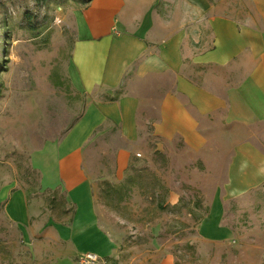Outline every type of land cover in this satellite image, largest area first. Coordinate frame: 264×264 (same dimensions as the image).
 Listing matches in <instances>:
<instances>
[{"label": "rangeland", "instance_id": "obj_1", "mask_svg": "<svg viewBox=\"0 0 264 264\" xmlns=\"http://www.w3.org/2000/svg\"><path fill=\"white\" fill-rule=\"evenodd\" d=\"M150 1L156 11L172 0ZM85 2L0 0V264H79L85 253L96 256L94 264H156L167 254L174 264H264V183L235 196L225 191L233 145L252 135L264 152V122L236 126L221 110L197 116L207 143L191 150L179 137L153 132L155 86L141 93L136 142L106 122L84 149L81 171L104 187L97 204L106 207L93 214L90 204L83 216L100 213L103 225L116 224L100 228L115 231L116 252L103 257L90 249L95 243L57 238L76 214L56 178L59 142L87 105L134 95L124 86L81 93L73 84L74 14ZM129 144L131 164L119 180L116 152ZM38 211L50 219H37Z\"/></svg>", "mask_w": 264, "mask_h": 264}, {"label": "crops", "instance_id": "obj_2", "mask_svg": "<svg viewBox=\"0 0 264 264\" xmlns=\"http://www.w3.org/2000/svg\"><path fill=\"white\" fill-rule=\"evenodd\" d=\"M155 4L88 0L74 14L71 80L78 91L91 93L101 86L111 93L124 86L134 94L111 95L106 102L87 105L59 142L56 178L68 189L76 214L70 222L73 227L60 225L57 238L95 243L90 249L103 257L116 252L117 242L115 231L100 228H116V224L103 225L100 213L83 216L90 204L93 214L106 207L97 204L104 187L100 189L81 171L84 149L96 129L110 122L128 141L136 142L139 99L153 86L161 92L155 102L153 132L162 139L179 137L191 150L207 143L197 116L221 110L224 121L236 126L264 122V0H172L154 11ZM251 137L233 145L226 170L227 195L264 183V152ZM129 147L132 144L116 152L117 179L131 164ZM108 187L110 194L113 185ZM46 215L38 211L36 218L45 220ZM156 264H174L173 256L167 254Z\"/></svg>", "mask_w": 264, "mask_h": 264}, {"label": "trees", "instance_id": "obj_3", "mask_svg": "<svg viewBox=\"0 0 264 264\" xmlns=\"http://www.w3.org/2000/svg\"><path fill=\"white\" fill-rule=\"evenodd\" d=\"M33 1L35 2L36 5H38V6H43L44 4L47 3L48 0H33ZM81 1H82V0H81ZM87 1H88V0H86V2H87ZM86 2H85V3H86ZM24 17H25L26 19H29V18H35V17H32V16H31L30 12H29V13L27 12L26 14H24ZM81 115H82V113L79 114V116H78V118L76 119V121L81 117ZM76 121H75V122H76ZM72 125H73V124H72ZM72 125H70V127H71ZM70 127H69V128H70ZM69 128H68V129H69ZM125 188H126V186L124 187L125 195L122 196L120 200H122L123 198H125V197L128 196V194H129V189L126 190ZM111 190L114 191V188L111 187ZM113 193H114V192H113Z\"/></svg>", "mask_w": 264, "mask_h": 264}, {"label": "built area", "instance_id": "obj_4", "mask_svg": "<svg viewBox=\"0 0 264 264\" xmlns=\"http://www.w3.org/2000/svg\"><path fill=\"white\" fill-rule=\"evenodd\" d=\"M96 261V256L90 253L81 254L77 257L79 264H94Z\"/></svg>", "mask_w": 264, "mask_h": 264}]
</instances>
